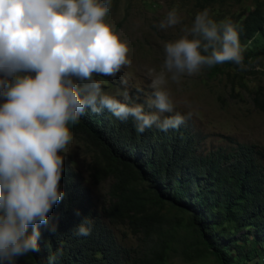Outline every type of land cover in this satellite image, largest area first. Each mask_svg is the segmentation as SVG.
<instances>
[{
    "label": "trees",
    "instance_id": "obj_1",
    "mask_svg": "<svg viewBox=\"0 0 264 264\" xmlns=\"http://www.w3.org/2000/svg\"><path fill=\"white\" fill-rule=\"evenodd\" d=\"M202 1L200 6L213 8L227 0ZM218 14L219 23L224 14ZM227 19L237 26L242 48L251 41L243 52L245 64L263 58L264 0H254L250 10L231 13ZM209 70L234 78L239 66L226 62ZM94 78L110 81L107 76ZM253 101L264 110L261 86L253 91ZM68 127L92 142L104 158L105 165L94 156L89 170L94 181L112 179L110 202L103 214L98 212L83 175L63 160L64 198L49 215L56 230L41 228L39 252L18 257L14 264H169L176 242L184 254L191 250L198 257L212 256L217 264H264L263 146L231 141L203 151L186 121L178 130L164 132L153 126L140 134L131 118L122 121L107 109L86 110ZM168 207L178 213L166 215ZM86 221H91V234L76 235L78 225ZM119 224L140 230V241L122 244L114 232Z\"/></svg>",
    "mask_w": 264,
    "mask_h": 264
},
{
    "label": "clouds",
    "instance_id": "obj_2",
    "mask_svg": "<svg viewBox=\"0 0 264 264\" xmlns=\"http://www.w3.org/2000/svg\"><path fill=\"white\" fill-rule=\"evenodd\" d=\"M111 7L112 0H0V96L5 98L0 105V264L38 253L41 228L55 232L49 215L64 198L60 153L72 140L69 123L75 125L86 110L107 109L122 121L131 118L140 134L153 126L178 130L185 116L159 115L174 113L164 87L166 73L178 82L185 73L226 62L242 71L257 63L259 70L256 61L245 64L243 52L251 41L242 48L233 21L217 23L205 9L191 28L165 43L162 70H148L154 91L146 103L156 112L138 103L130 106L104 94L94 78H115L130 64L127 43L105 20ZM179 22L172 9L159 26ZM122 95L131 99L126 87ZM90 224L78 225L76 235L89 236Z\"/></svg>",
    "mask_w": 264,
    "mask_h": 264
},
{
    "label": "rangeland",
    "instance_id": "obj_3",
    "mask_svg": "<svg viewBox=\"0 0 264 264\" xmlns=\"http://www.w3.org/2000/svg\"><path fill=\"white\" fill-rule=\"evenodd\" d=\"M202 0H112L111 10L105 20L114 26L115 31L128 46L130 64L123 67L115 78L110 81L103 78L102 92L113 96L123 97L127 88L132 102L148 108L146 101L153 98V88L148 70L159 72L165 60V43L175 40L182 35V29L191 28L195 15L205 9L216 21L218 12L224 14L223 20L231 13L248 11L254 0H227L223 7L215 3L213 8L200 6ZM175 9L179 23L172 27L161 28V21L166 19L167 13ZM218 23V22H217ZM251 65L248 71L239 68L238 77H228L221 73H210L208 66H203L199 72L192 75L183 74L179 81H173L171 74L166 73L167 83L165 90L170 93L174 104V113L159 114L161 119L168 115L179 113L185 116L200 140L203 151L215 149L218 146H227L231 141L258 143L264 147V110L255 106L253 91L261 86L264 89V57ZM121 80H127L122 85ZM5 98L0 96V105ZM148 112L154 113V108ZM191 112V118L187 114ZM72 140L60 153L63 160H67L77 169L91 189L95 209L104 213L111 195L112 179L106 178L94 181L90 174V163L97 156L103 165L104 158L96 152L95 145L86 137L74 133ZM178 213L168 207L165 214L172 216ZM117 239L124 245H136L143 236L140 230L132 229L128 224H119L114 227ZM153 230L154 236L158 235ZM171 252L169 264H217L212 256L198 257L194 251L184 254L179 242ZM247 264H253V261Z\"/></svg>",
    "mask_w": 264,
    "mask_h": 264
}]
</instances>
